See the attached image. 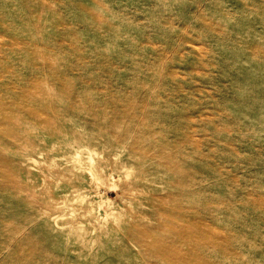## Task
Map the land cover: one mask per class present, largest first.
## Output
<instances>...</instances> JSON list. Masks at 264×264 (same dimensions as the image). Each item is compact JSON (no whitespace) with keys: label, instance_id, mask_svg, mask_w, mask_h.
<instances>
[{"label":"rangeland","instance_id":"374dc122","mask_svg":"<svg viewBox=\"0 0 264 264\" xmlns=\"http://www.w3.org/2000/svg\"><path fill=\"white\" fill-rule=\"evenodd\" d=\"M0 264H264V0H0Z\"/></svg>","mask_w":264,"mask_h":264}]
</instances>
